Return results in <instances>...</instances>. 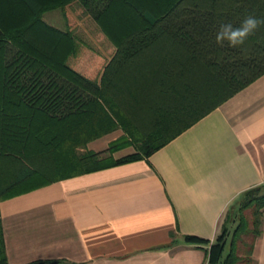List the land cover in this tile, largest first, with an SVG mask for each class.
<instances>
[{
  "label": "trees",
  "instance_id": "1",
  "mask_svg": "<svg viewBox=\"0 0 264 264\" xmlns=\"http://www.w3.org/2000/svg\"><path fill=\"white\" fill-rule=\"evenodd\" d=\"M74 3L116 48L100 82L73 66L82 42L69 24L63 30L44 21L49 12L66 16ZM249 15L264 19V0H0V203L149 159L264 76V24L242 46L247 51L215 39L222 24L238 27ZM120 129L125 134L107 150L87 149ZM128 147L135 152L114 158ZM260 190L228 211L216 242L187 241L210 245V263L255 264L264 223ZM236 220L231 234L228 224ZM0 264H10L1 212Z\"/></svg>",
  "mask_w": 264,
  "mask_h": 264
},
{
  "label": "crops",
  "instance_id": "2",
  "mask_svg": "<svg viewBox=\"0 0 264 264\" xmlns=\"http://www.w3.org/2000/svg\"><path fill=\"white\" fill-rule=\"evenodd\" d=\"M47 14V24L66 30L62 12L58 21L46 18ZM103 36L107 43L101 39L91 54L97 60L102 57V65L96 62L87 68L75 67L97 82L116 54L114 44ZM131 121L138 125L139 118ZM145 125L141 124L139 134L149 131ZM124 134L120 129L89 143L87 149L105 151ZM134 152V147H128L114 157ZM261 186L264 76L149 159L66 179L2 201L8 261L213 264L207 252L210 245L188 242L187 238L216 242L228 211L246 192ZM237 223L228 224L231 234ZM252 258L255 264H264V223Z\"/></svg>",
  "mask_w": 264,
  "mask_h": 264
},
{
  "label": "rangeland",
  "instance_id": "3",
  "mask_svg": "<svg viewBox=\"0 0 264 264\" xmlns=\"http://www.w3.org/2000/svg\"><path fill=\"white\" fill-rule=\"evenodd\" d=\"M59 13L60 11L48 13L46 18L51 16V18L55 19V21H58L61 18V15H59ZM66 17L67 23L79 36L82 42L79 56L72 61L73 66L77 67L79 64L83 68H87L88 64L94 63L95 65L96 62L98 63V66L99 64L102 65L103 58L99 57V59L97 60L96 58L94 59L91 54H93V49L96 48L97 44H99L100 41L103 40L105 43L106 40L102 38V36L104 35L102 32L103 30L89 15H87L85 10L78 3H74L73 5L68 7ZM256 194L264 195V190H260Z\"/></svg>",
  "mask_w": 264,
  "mask_h": 264
},
{
  "label": "clouds",
  "instance_id": "4",
  "mask_svg": "<svg viewBox=\"0 0 264 264\" xmlns=\"http://www.w3.org/2000/svg\"><path fill=\"white\" fill-rule=\"evenodd\" d=\"M261 24H264V19L252 15L245 17L238 27H234L231 23L222 24L216 34V42L221 46L226 42L233 48L241 47L242 51H247L242 46Z\"/></svg>",
  "mask_w": 264,
  "mask_h": 264
}]
</instances>
